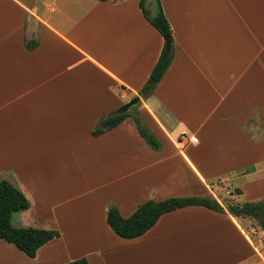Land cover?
Segmentation results:
<instances>
[{"label":"crops","instance_id":"crops-1","mask_svg":"<svg viewBox=\"0 0 264 264\" xmlns=\"http://www.w3.org/2000/svg\"><path fill=\"white\" fill-rule=\"evenodd\" d=\"M159 2L172 59L142 98L164 37L139 0H0V181L29 201L22 226L64 236L96 221L113 236L85 250L89 264H264L249 216L186 206L131 239L106 222L111 205L128 217L168 196L264 200V0ZM136 95L159 151L131 117L92 134Z\"/></svg>","mask_w":264,"mask_h":264},{"label":"trees","instance_id":"trees-1","mask_svg":"<svg viewBox=\"0 0 264 264\" xmlns=\"http://www.w3.org/2000/svg\"><path fill=\"white\" fill-rule=\"evenodd\" d=\"M103 1V0H101ZM146 0H139V7L146 20L164 37V46L150 73L148 81L140 88L139 95L145 98L164 75L172 59L173 40L170 25L163 13L159 0H155V9L146 7ZM131 117L144 142L152 149L159 151L162 147L159 138L146 126L136 109V104L124 113H109L102 117L98 126L92 131L97 135ZM204 206L217 212H228L236 216H249L264 230V200L242 204L227 202L221 204L217 199L207 195L168 196L160 200L149 199L139 204L134 212L124 217L115 205L107 209L106 222L119 237L135 238L146 232L163 213L186 206ZM29 207L26 196L8 180L0 181V239L12 243L28 257H34L39 247L52 239L60 237L55 229L33 226H13L11 219L14 213ZM58 264H89L85 257L76 258Z\"/></svg>","mask_w":264,"mask_h":264},{"label":"rangeland","instance_id":"rangeland-1","mask_svg":"<svg viewBox=\"0 0 264 264\" xmlns=\"http://www.w3.org/2000/svg\"><path fill=\"white\" fill-rule=\"evenodd\" d=\"M155 6H156L155 0H149V9L151 11L155 9ZM182 135H186V134L182 133L179 136L180 141H183ZM185 142H191V141H185ZM241 200L242 199H239L237 202H240ZM227 202H229V200L222 201L221 204L225 205ZM76 221L79 220L76 219ZM84 221L89 222L91 220L87 219L86 221L84 218H81V222ZM11 224L15 227L22 226L20 225V220H18V215L15 213L12 216ZM81 224L84 226L83 223ZM252 224L254 226L257 225L255 220L252 221ZM90 225L92 226L94 233L91 231L92 228H90V231L85 230V227L75 228V229L72 228L73 231L71 233H68L64 236L60 235L58 239L55 238L51 240L43 250L44 254L47 253V255L44 256V254H41L42 256L34 261L30 260L26 254L19 251V249H17L13 244L3 239H0V264H45V263L48 264L50 262L51 263L53 262L54 264H58V263L66 262L71 256H76L78 254L79 256L83 257L84 256L83 254H85L84 253L85 250L95 246L94 244L97 241H100L99 244L100 243L103 244L104 240L109 241L110 244L115 242V238H113V236H111L107 232L103 233L101 231L102 228L99 229L96 221L94 222L92 221V224ZM25 226L35 227L34 225L31 224ZM257 230L259 229H256V231ZM95 239L97 241H95ZM90 258L93 264H99L96 254L91 255Z\"/></svg>","mask_w":264,"mask_h":264},{"label":"water","instance_id":"water-1","mask_svg":"<svg viewBox=\"0 0 264 264\" xmlns=\"http://www.w3.org/2000/svg\"><path fill=\"white\" fill-rule=\"evenodd\" d=\"M140 98L138 95L132 97L131 99L127 100L125 103L120 105L114 113L120 114L126 112L131 106L134 104H137L139 102Z\"/></svg>","mask_w":264,"mask_h":264},{"label":"built area","instance_id":"built-area-1","mask_svg":"<svg viewBox=\"0 0 264 264\" xmlns=\"http://www.w3.org/2000/svg\"><path fill=\"white\" fill-rule=\"evenodd\" d=\"M183 141H191V142H195L196 139L194 137H189L187 135H182Z\"/></svg>","mask_w":264,"mask_h":264}]
</instances>
